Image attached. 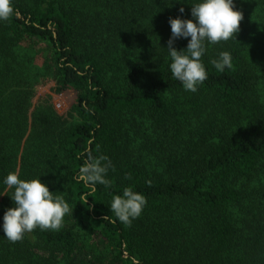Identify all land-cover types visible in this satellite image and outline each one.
<instances>
[{"label":"trees","instance_id":"16d2710c","mask_svg":"<svg viewBox=\"0 0 264 264\" xmlns=\"http://www.w3.org/2000/svg\"><path fill=\"white\" fill-rule=\"evenodd\" d=\"M193 2L12 0L0 21V218L21 141L16 173L73 210L58 231L14 243L0 231V264H264V0H233L239 31L206 44L208 79L194 93L172 77L166 49L168 19H190ZM25 39L49 47L42 62L19 48ZM224 51L232 67L221 73L211 61ZM46 80L75 94L67 114L49 95L32 105ZM101 154L112 187L93 191L78 170ZM129 186L147 203L127 226L110 201ZM87 227L101 244L82 252Z\"/></svg>","mask_w":264,"mask_h":264},{"label":"clouds","instance_id":"9594fccd","mask_svg":"<svg viewBox=\"0 0 264 264\" xmlns=\"http://www.w3.org/2000/svg\"><path fill=\"white\" fill-rule=\"evenodd\" d=\"M179 12L182 14L184 8H179ZM12 13V0H0V21L8 20ZM190 16V19L180 16L168 19L171 35L166 49L172 77L181 83L185 91L194 93L208 79V72L202 62L206 44L232 39L239 31L243 15L235 9L233 0H194ZM181 38L187 39V45L177 50L173 45ZM211 63L222 73L232 67V56L224 51ZM110 167L111 161L103 154L87 156L78 170V179L93 191L97 184L111 188L112 182L106 178ZM3 184L12 189L10 198L13 206L8 207L0 218V231L10 242L23 239L26 233L36 228L60 230L65 215L73 210L62 196L54 195L39 177L22 179L18 173L9 172L3 178ZM5 194L0 192V195ZM146 203V197L129 186L121 194L112 196L110 211L117 221L130 226L141 215Z\"/></svg>","mask_w":264,"mask_h":264},{"label":"rangeland","instance_id":"374dc122","mask_svg":"<svg viewBox=\"0 0 264 264\" xmlns=\"http://www.w3.org/2000/svg\"><path fill=\"white\" fill-rule=\"evenodd\" d=\"M24 45L19 46L20 49L25 50L26 47H30L31 51L34 52L36 54V58H38L39 61L37 62H42V58L46 55V52L49 51V47L43 43L41 40L39 41L38 39H25L23 42ZM38 63V64H39ZM36 79H39L38 77H36ZM44 81V79H43ZM47 83H42L39 84L37 89H36V93L35 96L32 100V105H35V103H37V101L39 100L40 97H45V95H49L52 105L54 107V109L56 110V112L60 115H65L67 114L68 110L70 109V106L72 104L73 98L75 96V94L71 91L65 95H57L54 94V92L52 91V87L54 86V83H50V81L46 80ZM33 108L30 109V111ZM28 134V133H27ZM27 134L24 138H27ZM24 144L25 141H21L20 142V148L18 151V157H17V168H16V172L19 170V163H20V157L23 153L24 150ZM90 228V227H89ZM87 228H82L80 229V234H79V239H78V243H79V248L80 250H90L89 248H95L98 249L100 247L101 242L97 240V238H94V236L90 233L89 229ZM83 252V251H82ZM90 256H87V260Z\"/></svg>","mask_w":264,"mask_h":264}]
</instances>
